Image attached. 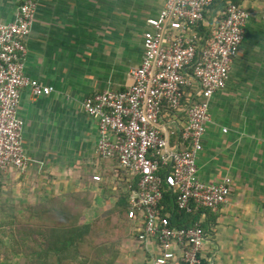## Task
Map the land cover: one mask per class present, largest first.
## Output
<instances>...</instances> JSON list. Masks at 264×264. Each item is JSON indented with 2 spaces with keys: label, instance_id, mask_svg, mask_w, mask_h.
Returning a JSON list of instances; mask_svg holds the SVG:
<instances>
[{
  "label": "crops",
  "instance_id": "0c3cea01",
  "mask_svg": "<svg viewBox=\"0 0 264 264\" xmlns=\"http://www.w3.org/2000/svg\"><path fill=\"white\" fill-rule=\"evenodd\" d=\"M23 1L0 0V22H11ZM34 1L23 71L53 91L38 98L28 88L21 91L17 115L29 165L24 173L8 170L0 176L1 209L12 219L17 208L33 207L44 215L35 219L41 229L64 225L59 213H71L82 226L113 214L108 224L118 231L125 224L118 207L127 196L128 212L131 177L116 157H98L97 121L85 114L82 103L96 93L133 85L131 71L143 57L146 20L159 14L165 0ZM230 1L250 16L225 87L210 99V121L197 158L203 182L232 181L227 201L202 221L211 227L205 261L264 264V0ZM165 129L174 146L178 130L169 123ZM122 241L115 264L149 261L136 234Z\"/></svg>",
  "mask_w": 264,
  "mask_h": 264
},
{
  "label": "built area",
  "instance_id": "2783aa9c",
  "mask_svg": "<svg viewBox=\"0 0 264 264\" xmlns=\"http://www.w3.org/2000/svg\"><path fill=\"white\" fill-rule=\"evenodd\" d=\"M214 1L165 0L159 14L146 20L143 57L131 71L133 85L96 93L82 103L85 114L97 121L98 157H116L131 177L127 219L149 251L145 264H202L211 231L209 225L201 228L202 221L231 193L229 177L216 183L199 179L197 158L210 121V99L225 87L250 14L230 0L210 13ZM35 11V1L24 0L11 22H0V176L8 170L24 173L29 165L17 115L21 91L28 88L36 98L53 91L23 71L24 41ZM167 123L178 130L174 146ZM164 189L174 195L165 213ZM175 215L197 221L186 227L173 223Z\"/></svg>",
  "mask_w": 264,
  "mask_h": 264
},
{
  "label": "trees",
  "instance_id": "16d2710c",
  "mask_svg": "<svg viewBox=\"0 0 264 264\" xmlns=\"http://www.w3.org/2000/svg\"><path fill=\"white\" fill-rule=\"evenodd\" d=\"M224 2L225 0H215L210 8V13ZM163 197L162 204L165 206L163 213H165L171 210L174 195L170 190L164 189ZM118 213L125 221V224L123 223L117 228L120 229L118 231L113 230L108 224L115 216L113 214L103 216L88 226H82L78 224V220L71 213H59V218L62 217L60 220H66L64 225L52 227L53 225L46 224L41 229L36 227L38 223L35 219L44 215L36 213L34 208L29 209L28 219H23L15 213L7 223L12 228L11 233L15 238L12 245L18 244L19 247L13 254L18 255L20 251L24 250L23 252H30V258L35 256L43 259L46 264L50 259H54L52 264H115L119 256V242L125 237L128 231L127 225L129 226L128 222H130L127 219V196L125 201H121ZM23 214L25 213L23 212ZM174 219L177 224L181 220H185L184 223L180 222L179 224H184L186 227L194 225L197 221L190 215H175ZM102 220H106L107 223H102ZM201 228L207 230V223L201 224ZM27 242L31 244L30 251H27L29 246L25 244ZM0 243L3 241L0 240ZM31 264L33 263L31 262ZM202 264H206V261H203Z\"/></svg>",
  "mask_w": 264,
  "mask_h": 264
},
{
  "label": "rangeland",
  "instance_id": "374dc122",
  "mask_svg": "<svg viewBox=\"0 0 264 264\" xmlns=\"http://www.w3.org/2000/svg\"><path fill=\"white\" fill-rule=\"evenodd\" d=\"M33 208V207H30ZM25 209L24 207L20 208V210L17 208V215L19 217H22L23 219L29 218V209ZM28 210V212H26ZM23 212L25 214H23ZM23 216H22V215ZM11 217H7L6 211L1 209L0 206V240L3 241V243H0V264H46L43 259H39L34 256V258H30V252H23L24 250L20 251L18 255L13 254V252L16 249H19V247L16 245H12L14 243L15 238L13 237V234L11 233V229L9 225L7 224L10 221ZM128 231L125 235V237H134L135 232L133 231V234L129 230V226L127 225ZM103 232V231H102ZM102 235V234H101ZM100 235V236H101ZM100 240V239H99ZM122 240L119 242V245L122 244ZM27 247V251H30V243H25ZM22 248V247H21ZM15 253V252H14ZM25 253V254H24ZM54 262V259H50L47 264H52ZM254 264V263H252Z\"/></svg>",
  "mask_w": 264,
  "mask_h": 264
}]
</instances>
